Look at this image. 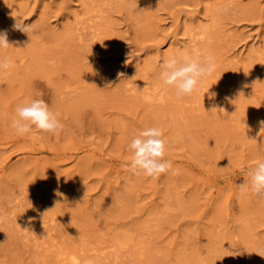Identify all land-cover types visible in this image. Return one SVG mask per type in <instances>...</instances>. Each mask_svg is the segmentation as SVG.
<instances>
[{
	"label": "rangeland",
	"instance_id": "obj_1",
	"mask_svg": "<svg viewBox=\"0 0 264 264\" xmlns=\"http://www.w3.org/2000/svg\"><path fill=\"white\" fill-rule=\"evenodd\" d=\"M0 30V264H264V195L238 187L264 161V0H0ZM182 51L217 67L178 98ZM33 99L62 132L10 127ZM153 126L177 173L130 170Z\"/></svg>",
	"mask_w": 264,
	"mask_h": 264
},
{
	"label": "clouds",
	"instance_id": "obj_2",
	"mask_svg": "<svg viewBox=\"0 0 264 264\" xmlns=\"http://www.w3.org/2000/svg\"><path fill=\"white\" fill-rule=\"evenodd\" d=\"M130 7L137 5V0H127ZM13 29L28 35L30 25L22 19L14 17ZM207 44L211 45V37H204ZM13 47L6 30H0V49ZM15 67V62L8 56H0V72H5ZM160 80L164 85L175 88L178 98L191 96L196 92L203 79L212 76L216 71L214 57L208 54L201 56L199 53L182 51L172 55L160 63ZM222 111V110H221ZM264 125V121H261ZM33 126L42 133L59 134L64 124L50 110L49 105L43 99H33L21 104L15 109V115L11 118L10 127L19 135H27L32 132ZM264 132V127L261 129ZM127 150L132 153L129 162L133 174H143L147 177L159 176L162 173L173 171L170 160L164 159L166 140L159 127H147L135 135L127 145ZM251 183L244 181L238 187L241 191L264 195V161H259L250 173ZM59 195V193H57ZM84 264H94L88 259Z\"/></svg>",
	"mask_w": 264,
	"mask_h": 264
},
{
	"label": "bare ground",
	"instance_id": "obj_3",
	"mask_svg": "<svg viewBox=\"0 0 264 264\" xmlns=\"http://www.w3.org/2000/svg\"><path fill=\"white\" fill-rule=\"evenodd\" d=\"M71 260V259H70ZM72 264V263H71Z\"/></svg>",
	"mask_w": 264,
	"mask_h": 264
}]
</instances>
